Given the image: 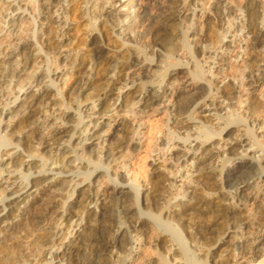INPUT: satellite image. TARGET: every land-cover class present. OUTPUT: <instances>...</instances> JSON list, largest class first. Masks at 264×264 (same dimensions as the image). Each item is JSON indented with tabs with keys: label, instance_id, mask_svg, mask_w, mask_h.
<instances>
[{
	"label": "bare ground",
	"instance_id": "bare-ground-1",
	"mask_svg": "<svg viewBox=\"0 0 264 264\" xmlns=\"http://www.w3.org/2000/svg\"><path fill=\"white\" fill-rule=\"evenodd\" d=\"M69 2L0 0V264H264V0Z\"/></svg>",
	"mask_w": 264,
	"mask_h": 264
},
{
	"label": "rangeland",
	"instance_id": "rangeland-1",
	"mask_svg": "<svg viewBox=\"0 0 264 264\" xmlns=\"http://www.w3.org/2000/svg\"><path fill=\"white\" fill-rule=\"evenodd\" d=\"M68 1H70L69 2V9H68L69 10L68 25L70 27L69 28V38H68L69 40L67 39L66 41H64V43L68 42V43H70V46L73 44V46H75V47L82 48V44L84 43L83 35L85 34L86 26H87L86 18L84 16L81 17V7L79 5L80 0H68ZM136 1H138V5H141L146 9L147 17L154 16V15H157L159 13V8L157 6V0H136ZM237 1L243 2V0H237ZM146 23L147 22H144L143 25H141V26L139 25L137 27V30H136L137 35L135 34L136 38H137V40H136V38H135V40L137 43H143V44L148 43L147 34H146ZM47 25H48V27H47L46 32L47 31L49 32L50 28H52V26H51L52 24L48 23ZM46 32L43 36L46 35ZM103 34L105 35V38H106L105 42L106 43H109L111 46L112 45L115 46L114 48L118 47L117 45H119L120 41L118 40V38H116V36H114L108 30L103 31ZM70 46L67 45L66 47L69 48ZM220 63L221 62H217L216 65L217 66L220 65ZM30 69H31V67H29L27 69V71H29ZM231 71H232V67L229 64L227 69L224 71V74L225 75L227 74L228 76H230ZM217 76H221V75L218 73ZM222 76H223V74H222ZM68 81H70V79ZM88 91H90V90H88ZM256 95H257V93L254 96H256ZM261 117L264 118V113L261 114ZM137 157L138 156H136V159H137ZM237 162H238V160L236 159V160L232 161L229 164V166H234ZM54 187L56 188V186H53V188ZM53 193H55V192H53ZM53 193H51V194H53ZM52 200H56V199H52ZM49 204L54 205L55 201L54 202L52 201L51 203L49 202ZM34 208L35 207L27 208L25 213H21V216L25 215L24 218L22 217L21 222L25 223L27 219H31L30 217L33 218L39 214L40 209H38V208L34 209ZM49 208H52V207H49ZM26 227H29V226L24 225L23 229L20 227L17 229L18 231H14V233L19 234L20 230H22L24 233H27L28 231H30L29 230L30 228L29 229L27 228V230H25ZM24 236L25 235L21 234L20 236H18V238L24 237ZM15 238H17V237H15ZM24 247L25 246H23V245L18 246V254L20 253L19 249H23ZM24 249H26V248H24ZM23 251H25V250H23Z\"/></svg>",
	"mask_w": 264,
	"mask_h": 264
}]
</instances>
